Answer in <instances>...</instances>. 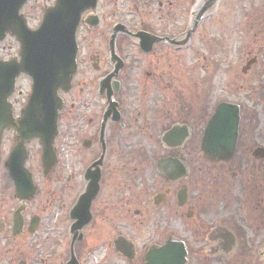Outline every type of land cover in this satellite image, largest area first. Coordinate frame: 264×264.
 Returning <instances> with one entry per match:
<instances>
[{
    "label": "flooded vegetation",
    "instance_id": "obj_1",
    "mask_svg": "<svg viewBox=\"0 0 264 264\" xmlns=\"http://www.w3.org/2000/svg\"><path fill=\"white\" fill-rule=\"evenodd\" d=\"M153 1L98 0L95 7L82 14L76 31L73 86L69 92L61 93L68 95L76 84V98L68 113L76 117V163H81L77 177L84 190L88 181H93L97 175L100 176L101 190L105 158L112 150V144L117 151L125 150L128 133L139 121L134 110L144 105L149 86L162 83L157 72L160 61L168 56L182 58L181 52L192 43L193 34L198 28L189 34L191 24H186L176 33L170 26L161 24V17L158 23L150 21L145 13ZM178 1H160L159 8L172 9ZM21 78L30 79L26 73H22L17 83ZM168 84L170 89H167V95H175L173 83L169 81ZM161 87L166 91L165 86ZM15 92L7 102L12 121L0 122V264H48L52 257L56 258L57 252H62L59 254L63 259L61 264H67L72 255L82 264L78 255L81 250L76 252V241L73 245L69 242L67 261L64 259V239L60 240L61 248L57 247V252L54 248L49 254L48 240L55 233L56 226L52 222L53 227H50L45 204L33 207L39 186L29 165L31 143H38L42 155V142L39 138L21 141L22 134L13 124L20 120L30 92L25 93L23 102L18 106L12 99ZM18 92L22 95V91ZM130 98L133 99L132 104L137 103L134 104L137 107L130 104L131 109H128L124 106V99ZM225 101L228 100L219 101L209 113L208 109H204L205 105L194 106L186 100L177 108L163 111L160 116L169 123L157 136V145L161 149L154 159V169L161 182L149 203L153 202L160 209L171 207L163 209L166 225L173 223L174 214H179L182 221L174 224L181 226L186 237L181 239L169 233L164 241L156 244H162L170 237L184 241L187 264H249L250 255H255L250 247L254 242L256 253L264 252L263 142L258 143L254 138L251 152H245L242 160L239 142L229 161L218 159L219 156L213 157L210 148L204 147L208 122L217 105ZM166 102V99H161V104ZM7 109L8 106H5V118L10 116ZM65 110L66 107L59 117L60 132L54 143L57 161L52 170L61 161L60 142L67 128L64 125ZM200 128L202 130L198 134ZM171 131V136L166 138ZM118 133L121 135L120 141ZM13 156L24 158L26 174L19 179L15 174L20 163L17 160L12 162ZM82 156L86 158L82 159ZM230 166L236 168L232 172L235 184L226 188V184L221 183V174ZM241 168L244 175L240 173ZM31 176L37 186L36 193L30 196L29 191H17L18 181H27ZM80 194L76 197V203ZM67 214L66 218L70 219L69 212ZM162 223L158 226H162ZM118 253L128 263L145 264V253L138 254L136 246L132 251L124 246Z\"/></svg>",
    "mask_w": 264,
    "mask_h": 264
},
{
    "label": "rangeland",
    "instance_id": "obj_2",
    "mask_svg": "<svg viewBox=\"0 0 264 264\" xmlns=\"http://www.w3.org/2000/svg\"><path fill=\"white\" fill-rule=\"evenodd\" d=\"M160 1L166 0H154L146 9L148 12L145 14L150 21L158 23L161 17V24L170 26L176 33L192 22L196 5L193 0H179L172 9H160ZM214 1L203 10L192 43L181 52L182 58L168 56L160 61L157 72L162 83L148 87L142 108L134 105L137 104L135 102L132 104L133 99H124L125 107L131 109V104L139 109L134 110L139 121L128 133L125 150L117 151L112 144V150L105 158L101 190L90 209L93 219L84 226L83 239L76 242V252L81 250L78 255L82 264H131L116 251L114 242L119 236L131 239L140 255L152 243L164 241L169 233L185 239L184 230L174 224L182 221L179 214H174L173 223L166 225L163 209L171 207L160 209L153 202L149 203L161 182L154 169V159L161 149L157 145V136L161 135L168 122L160 118L163 111L177 108L186 100L194 106L205 105L204 109L209 113L221 100L235 102L241 106L240 159L245 157V152H251L254 138L264 144V0ZM55 2L30 0L22 9L30 27L37 28L46 8ZM19 51L20 44L11 35L0 43V58L4 60L18 55ZM169 81L173 83L172 89H176L172 96L167 95ZM74 87L68 95H63L66 101L64 125L67 128L60 142L61 161L47 177L43 173L38 143L33 141L30 148L29 165L39 186L33 207L45 204L50 227H53L52 222L56 226L55 233L48 240L49 254L52 249L57 252L56 248H61V239H69L68 227L72 220L66 218L67 212L84 191L77 177L81 163H76V117L68 113L76 98V84ZM18 91H22V95ZM28 91L29 80L21 78L12 98L17 106ZM161 99H166V104H161ZM117 136L120 141L121 135L118 133ZM233 170L236 168L230 166L221 174V183L226 184V188L234 183ZM240 173L245 174L242 168ZM160 222H163L162 226H158ZM64 246L65 250L69 248V244L64 243ZM250 247L255 255H250L249 264H264V252L256 253L255 242ZM57 253L48 264L62 263L59 255L62 252ZM69 255L67 251L65 261Z\"/></svg>",
    "mask_w": 264,
    "mask_h": 264
},
{
    "label": "water",
    "instance_id": "obj_3",
    "mask_svg": "<svg viewBox=\"0 0 264 264\" xmlns=\"http://www.w3.org/2000/svg\"><path fill=\"white\" fill-rule=\"evenodd\" d=\"M27 1L0 0V41L10 32L17 36L22 50L20 62H3L0 59V122H8L3 114L5 106H8L9 113L7 98L14 91L17 76L21 72L28 73L33 79L32 94L17 129L23 131L21 141L34 136L42 138L45 145L43 160L50 172L55 162L52 149L58 133V111L64 106L58 91L60 88L68 91L71 87L72 74L76 70V28L82 12L93 7L97 0H57L54 7L47 9L37 30L29 28L21 13ZM239 123V105L222 103L218 106L206 128L205 145L214 146L212 152L220 159L232 158L239 135ZM14 160L20 163L15 174L19 179L26 174L24 158L13 157L11 161ZM99 178V175L94 178L93 185L82 196L81 203L72 210V218H77L72 227V231H76V239L83 237L82 228L91 220L90 208L99 192ZM17 185L21 191L32 190L29 195H34L36 187L34 184L31 186L30 179L18 181ZM115 243L118 250L124 246L131 251L133 249V245L128 244L122 236ZM186 256L185 244L170 239L163 246L150 249L146 254V264H185Z\"/></svg>",
    "mask_w": 264,
    "mask_h": 264
},
{
    "label": "bare ground",
    "instance_id": "obj_4",
    "mask_svg": "<svg viewBox=\"0 0 264 264\" xmlns=\"http://www.w3.org/2000/svg\"><path fill=\"white\" fill-rule=\"evenodd\" d=\"M195 13H196V9H195Z\"/></svg>",
    "mask_w": 264,
    "mask_h": 264
}]
</instances>
